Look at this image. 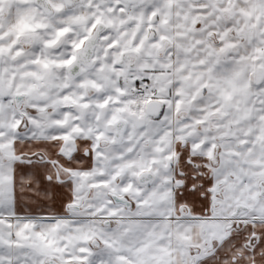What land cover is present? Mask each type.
Here are the masks:
<instances>
[{
	"label": "snow or ice",
	"instance_id": "6c2138e0",
	"mask_svg": "<svg viewBox=\"0 0 264 264\" xmlns=\"http://www.w3.org/2000/svg\"><path fill=\"white\" fill-rule=\"evenodd\" d=\"M0 264H264V0H0Z\"/></svg>",
	"mask_w": 264,
	"mask_h": 264
}]
</instances>
